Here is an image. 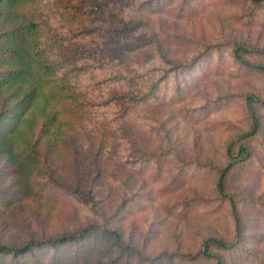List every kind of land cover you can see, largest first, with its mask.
<instances>
[{"label":"rangeland","instance_id":"obj_1","mask_svg":"<svg viewBox=\"0 0 264 264\" xmlns=\"http://www.w3.org/2000/svg\"><path fill=\"white\" fill-rule=\"evenodd\" d=\"M138 1L23 0L10 9L0 3V43L24 14L39 23V34L79 31L78 41L99 52L109 49L102 57L119 61L122 75L99 96L114 104L122 94L136 92L141 79L135 73L147 77L165 65L162 56L185 60L206 42L226 41L188 72L168 71L156 97L125 113L109 108L103 118L97 103L77 115L60 113L57 131L40 136L38 163L26 177L1 151L0 241L17 243L94 222L116 229L122 245L135 249L126 253L109 246L104 242L110 237L92 239V245L102 246L100 252L95 247L75 255L71 246H61L63 264H152L146 257L158 253L163 258L153 263L211 264L214 259L202 253L203 240L233 237L227 202L214 182L225 163V145L247 129L243 96L264 94V74L237 70L227 44L242 40L264 48V8H253L250 0H163L148 8ZM120 19L143 23L125 34L113 32L114 37L96 28H117ZM248 55L264 62V54ZM258 114L256 142H247L250 156L226 174L224 185L240 200L236 243L242 250L207 245L210 252L221 253L220 264H264V104ZM144 154L151 158L141 159ZM27 181L44 182L45 189L28 190ZM246 250L255 255L246 257ZM52 252L46 247L34 255L47 262ZM1 259L4 264L9 256ZM18 262L27 264L24 256Z\"/></svg>","mask_w":264,"mask_h":264},{"label":"trees","instance_id":"obj_2","mask_svg":"<svg viewBox=\"0 0 264 264\" xmlns=\"http://www.w3.org/2000/svg\"><path fill=\"white\" fill-rule=\"evenodd\" d=\"M20 1L23 0H0V3L10 9ZM162 1L140 0L138 4L141 8H148ZM250 1L253 8H264V0ZM181 3L185 4L186 1L182 0ZM20 19L21 21L14 27L5 30L2 35L3 42L0 43V64L9 65L0 68V152L3 151L6 154V160L14 164L18 175L22 176L38 163L39 138L43 134L48 135L54 130L57 131L60 113L77 115L84 110H93L96 103L99 104L97 115L103 118L108 117L106 110L109 108L111 112L116 110L119 114L125 113L135 104L148 101L151 96L156 97L159 80L168 71L174 72V75L188 72L199 59H205L214 51L219 52L226 45V41L223 40L206 42L185 60H169L161 55L166 62L165 65L154 68V72L151 75L147 73V77L140 76L141 73H135L141 79L136 92L122 94L120 100L114 104L115 101L106 102L107 99L101 100L99 96V93H102L111 81L117 80L122 75V67H118L119 61L113 62L102 57L104 53L110 54L109 49L102 47L99 52L97 46L86 45L78 41L79 31L69 34H50V36L39 34L37 21L24 14H20ZM142 23L141 20H137L129 24L124 19H120L117 28H96L105 32L104 35L114 37L113 32H119L118 35L125 34L134 25L138 26ZM227 46H229L230 57L235 62L237 70L253 69L264 74V62L257 61L248 55V52L264 54L263 47L251 46L242 40L228 41ZM178 86L179 82L175 85V89H178ZM262 104H264V94L249 92L244 94L243 105L248 117L247 129L238 134L236 139L229 140L224 148L225 163L217 173L214 188L216 193L227 202L228 213L232 220L233 237L229 240L216 237L203 240L202 253L214 259L211 264H220L222 256L217 251L216 253L210 252L207 245H215L222 249L242 250L236 243V239L241 237L239 235L242 221L238 216L240 200L226 192L224 185L226 174L234 166L244 164L250 156L251 152L247 142H256L259 132L258 106ZM28 137L30 141H26ZM143 156L141 159L151 158L148 154ZM25 183L27 189H32L34 186L37 191L45 189L44 182L38 184L27 181ZM64 187L72 190L68 185ZM74 191L81 196L79 189L75 187ZM104 237L111 238L110 241L104 243L114 248H124L126 253L135 249L128 243L122 245L116 229L87 222L69 232L56 235L29 237L17 243L0 241V261L6 255L9 259L4 264H21L18 262L20 256H24L27 264H63V254L59 251L61 246H71L72 253L75 255H87L95 247L99 252L102 249L101 245L94 246L90 241L92 239L103 240ZM46 247H51L53 252L47 262H41L35 257L34 252ZM162 254L164 253L146 258L149 263L159 264L162 261L153 262L156 258H163ZM243 254L246 257L255 255L250 250L244 251ZM256 257L260 255L256 254ZM116 258L114 256L112 260L115 261Z\"/></svg>","mask_w":264,"mask_h":264}]
</instances>
